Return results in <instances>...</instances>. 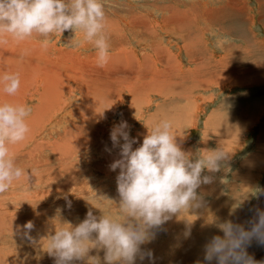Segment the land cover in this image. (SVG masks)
I'll use <instances>...</instances> for the list:
<instances>
[{"label":"rangeland","instance_id":"obj_1","mask_svg":"<svg viewBox=\"0 0 264 264\" xmlns=\"http://www.w3.org/2000/svg\"><path fill=\"white\" fill-rule=\"evenodd\" d=\"M254 39L264 0H0V264H264V73L211 76Z\"/></svg>","mask_w":264,"mask_h":264},{"label":"bare ground","instance_id":"obj_2","mask_svg":"<svg viewBox=\"0 0 264 264\" xmlns=\"http://www.w3.org/2000/svg\"><path fill=\"white\" fill-rule=\"evenodd\" d=\"M201 1V0H200ZM208 3V2H207ZM208 12V11H207ZM2 14V13H1ZM108 17V16H107ZM200 17V16H199ZM205 22V21H204ZM211 24V23H210ZM115 26V25H114ZM208 27V26H207ZM211 27V26H210ZM115 30V29H114ZM170 30H178V27H174L173 25L171 26V28H169L168 30L167 29H165L164 31H167V33H168V31H170ZM210 30V29H209ZM99 31V30H98ZM120 31V30H119ZM134 31H136V30H134ZM138 31V30H137ZM136 31V32H137ZM21 33V32H20ZM35 33H36V31H35ZM175 33V32H174ZM22 34V33H21ZM133 34V33H132ZM97 35V34H96ZM104 35V34H103ZM159 35V34H158ZM94 36V35H93ZM116 36V35H115ZM144 37V36H143ZM142 37V38H143ZM98 38V37H97ZM96 37L94 38V40H95V42L97 41L96 39H97ZM100 38V37H99ZM110 38V37H109ZM119 38V37H118ZM249 38V37H248ZM112 39H114V38H112ZM116 39V38H115ZM107 40V39H106ZM121 40V39H120ZM140 40V39H139ZM220 42V41H219ZM249 42V41H248ZM89 44V43H88ZM116 44V43H115ZM104 45V44H103ZM117 45V44H116ZM106 47V46H105ZM116 47V46H115ZM108 48V47H107ZM186 50V49H185ZM244 50H246V49H244ZM189 51V50H188ZM246 51H248V50H246ZM242 53H244V52H242ZM251 53H252V51H251ZM121 57H123L122 55H121ZM197 58H199L198 56H196ZM201 58V57H200ZM200 58H199V60H200ZM149 59V58H148ZM194 59V58H193ZM247 59V60H246ZM124 60V59H123ZM126 60V59H125ZM129 60V59H128ZM232 60V59H231ZM258 60V59H257ZM201 61V60H200ZM126 62H127V60H126ZM137 62V61H136ZM128 63V62H127ZM124 64V63H123ZM130 67V66H129ZM261 68H262V70H261ZM263 68H264V65H263V63L261 62V60H258V61H255L254 59H249V58H247V57H245V58H242V59H238V60H232V62L230 63V64H228V65H226L225 66V72H223V73H220V71L218 70V71H213V72H215V74L214 73H212L211 74V76H212V78H214V79H222V78H224V77H222V75H225V76H227V74L228 75H231V79H233V76H234V74L236 73L238 76H246L247 77V80H248V78H249V76L251 75V74H248L249 73V69H252V71L255 73V74H258L259 72H263L264 73V70H263ZM123 69V68H122ZM203 69V68H202ZM124 70V69H123ZM132 71V70H131ZM138 72V71H137ZM200 72V71H199ZM198 72V73H199ZM196 73H197V71H196ZM132 74V73H131ZM203 74V73H202ZM204 74L205 75H208L207 73H205L204 72ZM136 75V74H135ZM141 75V74H140ZM199 75V74H198ZM205 75H202V76H205ZM196 76H197V74H196ZM255 76V75H254ZM253 77V76H252ZM256 77H258V76H256ZM139 78V77H138ZM188 78V77H187ZM196 78H199V76L198 77H196ZM227 78V77H226ZM225 78V79H226ZM111 79V78H110ZM132 80H133V82H134V79H136V77L135 76H132V78H131ZM129 80V81H132V80ZM174 79V78H173ZM202 79H204V78H202ZM213 79V80H214ZM112 80H114L113 78H112ZM137 80V79H136ZM139 80V79H138ZM150 80V79H149ZM149 80H141L140 81V83H138L139 84V86H137L136 88L134 87V93H142V91H144V90H141V88L140 87H150V89L151 88H154V86H155V84H154V82L153 81H149ZM172 80V79H171ZM195 80V79H194ZM261 80V79H260ZM183 81V80H182ZM208 81H210V82H212L211 81V79L209 80V78L208 79H205V80H202L201 81V84H204V83H206V82H208ZM215 81V80H214ZM104 82H105V80H104ZM111 82V81H110ZM139 82V81H138ZM180 82V81H179ZM129 83V82H128ZM135 83V82H134ZM178 83V82H177ZM196 83H198V82H196ZM247 83H249V82H247ZM109 84V83H108ZM112 84V83H111ZM121 84V83H120ZM126 84V83H125ZM179 84V83H178ZM181 84V83H180ZM194 84V83H193ZM254 84V83H253ZM129 85V84H128ZM157 85V84H156ZM177 85V84H176ZM191 85H192V82H191ZM130 86V85H129ZM129 86H126V87H129ZM158 86V85H157ZM122 87V86H121ZM131 87V86H130ZM129 87V88H130ZM133 87V86H132ZM159 87V86H158ZM108 88V87H107ZM128 89V88H127ZM131 89V88H130ZM129 89V90H130ZM149 89V90H150ZM108 90V89H107ZM131 91V90H130ZM149 92V91H148ZM147 92V93H148ZM97 93V92H96ZM108 93H109V91H108ZM110 93L111 94H109L108 95V97H110L111 95H113V92L112 91H110ZM144 93V92H143ZM142 93V94H143ZM147 93L145 94V95H147ZM98 94V93H97ZM141 95V94H140ZM52 96V95H51ZM87 96H89V95H87ZM90 96H92V94L90 93ZM101 96H102V94H101ZM142 96V95H141ZM144 96V95H143ZM93 97V96H92ZM97 97V96H96ZM113 97V96H112ZM104 98V97H103ZM139 98V97H138ZM146 98V97H145ZM145 100V99H144ZM96 101V100H95ZM141 101V100H140ZM139 101V102H140ZM103 102H105V101H103ZM110 102H111V99H107V103L108 104H110ZM60 103V102H59ZM106 102H105V105L107 104ZM70 104V103H69ZM137 104H139V103H137ZM189 104V103H188ZM186 105V106H183L182 108H183V113H182V117L180 118V120H182L183 121V124H181V125H184V124H186L187 122H186V118H188V116L190 117V115H189V111H190V107H189V105ZM83 105V104H82ZM190 105H191V103H190ZM57 106V105H56ZM68 106V105H67ZM107 106V105H106ZM134 105H133V103H132V105H131V109H129L128 111H131L132 110V107H133ZM135 106H136V102H135ZM138 106V105H137ZM188 106V107H187ZM58 107V106H57ZM83 107V106H82ZM258 107V106H257ZM21 108V107H20ZM19 108V109H20ZM64 108V107H63ZM62 108V109H63ZM70 107H65L64 109H63V111H64V113H63V115H61L60 116V118L57 120V121H61V122H57L56 123V126H58V125H60L62 122H68V121H70V120H77V119H80V118H78L79 116H76V114L78 113V111H77V113H72L71 112V110L69 109ZM84 108V107H83ZM107 108V107H106ZM170 108H172V107H170ZM54 109V108H53ZM86 109V108H85ZM100 109V108H99ZM108 109V108H107ZM181 109V108H180ZM4 110V109H3ZM21 110H23V109H21ZM104 110V109H103ZM134 110V109H133ZM132 110V111H133ZM136 110V109H135ZM81 111V110H80ZM96 111V110H95ZM101 111V110H100ZM246 111V110H245ZM83 112V111H82ZM181 112V111H180ZM102 113H104V112H102ZM127 113V112H126ZM101 114V113H100ZM153 114V113H152ZM151 114V116H149L148 117V121H147V124L146 125H148V127H150V126H154V128H155V123H156V120L155 119H158L159 120V122H166V123H168V122H170L168 119H167V116H163V117H159V114L158 115H156V117H154V115H152ZM52 115V114H51ZM83 115V114H82ZM85 115V114H84ZM126 115V114H125ZM102 116V115H101ZM100 116V117H101ZM127 116V115H126ZM4 117V116H3ZM42 117V116H41ZM84 117V116H83ZM99 117V118H100ZM128 117V116H127ZM209 117V116H208ZM248 117V116H247ZM249 118H251V117H249ZM248 118V119H249ZM6 119V118H5ZM51 119V118H50ZM57 119V118H56ZM189 119V118H188ZM209 119V118H208ZM44 120V119H43ZM96 120V119H95ZM88 121V119L85 121V122H87ZM98 122V121H97ZM151 122H154V125H153V123L151 124ZM242 122V121H241ZM89 123V122H88ZM157 123H158V121H157ZM176 123H178L179 124V122H176ZM209 123V122H208ZM222 123V122H221ZM245 123H247V122H245ZM35 124V123H34ZM53 124H55V121H54V123ZM83 124V123H82ZM90 124V123H89ZM93 124V123H92ZM49 125V124H48ZM180 125V124H179ZM242 125V124H241ZM61 126V125H60ZM60 126H58V127H60ZM95 126H99V124H97V125H95ZM54 126H51L50 127V131L52 130V131H54V130H56L55 128H53ZM147 127V128H148ZM158 127H160V125H158ZM83 128V127H82ZM19 130H20V128H18ZM54 129V130H53ZM94 129V128H93ZM129 129V128H128ZM152 129V128H151ZM236 129H238L239 130V127L238 128H236ZM155 130V129H154ZM230 130V129H229ZM228 130V131H229ZM240 131V130H239ZM144 132H146V130H144ZM147 132H148V129H147ZM146 132V133H147ZM150 132V131H149ZM161 132V131H160ZM241 132V131H240ZM15 133V132H14ZM13 133V134H14ZM18 133V132H17ZM54 133V132H53ZM127 133V132H126ZM129 133V132H128ZM145 133V134H146ZM162 133V132H161ZM13 134H11V135H13ZM91 134H92V132H91ZM145 134H143V132H142V134L141 135H145ZM229 134H232V131H230V133ZM238 134H240V133H238ZM263 134V133H262ZM20 135V134H19ZM138 135V134H137ZM51 136V135H50ZM125 136V135H124ZM140 136V135H139ZM146 136V135H145ZM235 136H237V135H235ZM264 136V135H263ZM17 137V136H16ZM20 137V136H19ZM18 137V138H19ZM53 137V136H52ZM147 137V136H146ZM150 137V136H149ZM148 137V138H149ZM54 138V137H53ZM126 138H127V136H126ZM142 138V137H141ZM152 138V137H151ZM264 138V137H263ZM13 139H15L14 137H13ZM13 139H11V140H9V144H11L12 146H13V142L12 141H15V140H13ZM138 139V138H137ZM146 139V138H145ZM19 140H22V139H19ZM139 140V139H138ZM144 140V139H143ZM149 140H151V139H149ZM154 140V139H153ZM229 140H230V142H231V139L229 138ZM11 141V142H10ZM18 141V140H17ZM16 141V142H17ZM6 142H8V141H6ZM21 142H23V141H21ZM145 142V141H144ZM153 142V141H152ZM122 143V142H121ZM148 143V145H150L149 144V142H147ZM15 144V143H14ZM17 144V143H16ZM16 144H15V147H16ZM25 144H26V142H25ZM119 144V143H118ZM2 144H0V146H1ZM8 145V144H7ZM7 145L6 146H4V144H3V148L5 147L6 149H3V150H6V154L5 155H9V156H6V157H10V156H12V158H14L13 157V155H14V153H12L13 151H16L17 150V148H16V150L13 148V147H11V148H13V149H11L9 146V148H10V150L9 151H7L8 149H7ZM146 144H144V147H146L145 146ZM147 145V146H148ZM22 146V145H21ZM124 146V145H123ZM227 146V145H226ZM230 146V145H229ZM18 147H20V144H19V146ZM1 148V147H0ZM20 148H22V147H20ZM5 152V151H4ZM4 155V153H3V156H5ZM16 155V154H15ZM97 156V155H96ZM66 157V156H65ZM25 158V157H24ZM58 158V157H57ZM97 158V157H96ZM95 158V159H96ZM63 159H64V157H63ZM66 159V158H65ZM68 159V158H67ZM258 159H259V157H258V155H254V157H252V159L250 160V162H251V164H253V163H256V161H258ZM4 160V159H3ZM0 161V167L1 166H4V165H6L7 166V164H6V160H4V161ZM12 165V164H11ZM14 165V164H13ZM10 166V165H9ZM16 166V165H15ZM14 166V167H15ZM16 167H18V166H16ZM149 168V167H148ZM148 168H146V169H148ZM16 170H18L17 168H15ZM146 169H145V172H146ZM139 170H142V169H139ZM10 171V170H9ZM116 171V170H115ZM120 171V170H119ZM12 172V171H11ZM19 172H21V171H19ZM141 172V171H140ZM142 173V172H141ZM147 174L149 173V172H146ZM145 173V174H146ZM0 174H1V172H0ZM10 174V172L7 174V176ZM12 174V173H11ZM15 174H17V173H15ZM108 174V173H107ZM3 175V174H2ZM13 175V174H12ZM18 175V174H17ZM82 175V174H81ZM4 176H6V174H4ZM6 176V177H7ZM21 176V175H20ZM3 177V176H2ZM6 177H4V180H6L5 178ZM19 177V176H18ZM8 178V177H7ZM136 178V177H135ZM9 179V178H8ZM19 179V178H18ZM18 180H16L15 182H17ZM7 182V181H6ZM8 183V182H7ZM13 183V182H12ZM84 183H86V182H84ZM4 184V183H3ZM10 184H11V182H10ZM87 184H88V182H87ZM11 185H13V184H11ZM2 185H0V187H1ZM133 188V187H132ZM133 190V189H132ZM135 192V191H134ZM262 203H264V202H262ZM227 204V203H226ZM262 207V206H261ZM223 209V208H222ZM45 212V211H44ZM169 217V216H168ZM228 219H229V217H228ZM232 219V218H231ZM51 222V221H50ZM54 223V222H53ZM57 223V222H56ZM62 223V222H61ZM61 223H58V224H61ZM56 225V224H55ZM63 225V224H62ZM58 232V231H57ZM43 233V232H42ZM229 235V234H228ZM59 244V243H58ZM190 244V243H189ZM215 244V243H214ZM131 245V244H130ZM59 247V246H58ZM184 249V248H183ZM188 252V251H187ZM189 255V254H188ZM191 255V254H190Z\"/></svg>","mask_w":264,"mask_h":264},{"label":"crops","instance_id":"obj_3","mask_svg":"<svg viewBox=\"0 0 264 264\" xmlns=\"http://www.w3.org/2000/svg\"><path fill=\"white\" fill-rule=\"evenodd\" d=\"M161 7L163 8V14H160V13H158V12H156L155 10H153L152 8H151V6L149 5V15H152V16H157V15H159V17H160V19H161V17H162V19H165V17L164 16H167V19H171V15H170V12L172 13V11H171V8H168V10L169 11H167L165 8L167 7L165 4H161ZM162 13V12H161ZM165 13V14H164ZM153 18V17H152ZM150 19H151V17H150ZM181 24H182V22H181ZM180 24V28H182V25ZM175 27V26H174ZM257 39H254V40H251L252 42L253 41H256ZM251 42V44H250V46H252V43ZM257 42V41H256ZM258 44H263L264 43V41L263 40H260L259 42H257ZM250 46H247L245 49L246 50H248V51H246L245 50V52L247 53V56L246 57H248V56H250L251 55V53H250V51H251V48H250ZM262 47H263V45H262ZM258 48H260L259 46H257V50H259ZM264 50V49H263ZM260 51H261V48H260ZM262 52V51H261ZM257 59V58H256ZM258 60H261V62L263 63V65H264V57L262 56V57H260ZM251 70V69H250ZM247 124V123H246Z\"/></svg>","mask_w":264,"mask_h":264}]
</instances>
